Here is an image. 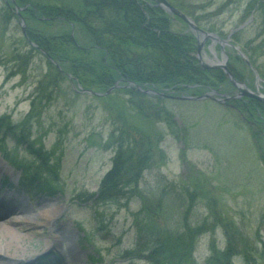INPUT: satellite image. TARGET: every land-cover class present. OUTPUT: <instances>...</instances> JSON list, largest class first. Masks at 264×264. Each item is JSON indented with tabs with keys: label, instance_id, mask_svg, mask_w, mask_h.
<instances>
[{
	"label": "rangeland",
	"instance_id": "rangeland-1",
	"mask_svg": "<svg viewBox=\"0 0 264 264\" xmlns=\"http://www.w3.org/2000/svg\"><path fill=\"white\" fill-rule=\"evenodd\" d=\"M169 1L189 14L199 26L220 34V37H226L228 31L252 14L253 19L247 26L240 28L231 42L243 53L245 44L250 46L255 54L251 53L257 56L264 69V11H257V5L250 8L248 15L245 12L249 10L250 0ZM28 8V1L24 3L22 0H15L13 4L12 0H0V116L6 115L9 123L15 125L16 132L13 136L2 138L0 130V144L15 155L17 163L25 164L26 167L21 166L23 171H34L40 164V159L27 149L28 144L32 143L36 150L41 151V158L42 155L50 158L58 186L55 187L54 194L34 192L30 186L24 192L9 188V192H13L10 194L12 197L7 194V199L12 201L14 198L15 206L21 205L26 214L20 216L23 220L19 219L12 225L19 226L21 231L16 242H8L0 237V260L2 257L12 256L18 258L15 260L16 264H21L24 260L13 255L20 253L25 254L23 258L35 255L28 264H37L42 257L54 263L56 261V264H143L144 261H137L125 254L126 250L135 246L136 228L132 213L140 207L141 199L135 196L129 202L123 199L119 203L98 206L93 198L84 199L85 193L96 192L103 174L112 164L116 144L115 139H109L108 135L119 134L115 131L118 130L119 118L115 115L113 105H123L122 100L127 95L125 91L114 92L118 88L115 86L106 93L112 95L111 98L106 99V94L96 97L75 90L67 75H59L57 80L53 73L47 76L50 69L56 68H50L48 59L37 49L28 57V64L22 75L18 71L21 61L17 53H24L32 47L21 30V19L25 30L29 29L26 19ZM143 10L148 12L146 5ZM170 20V29L180 34L192 33L194 36L190 61L196 70V76H202V70L205 69H217L218 73L221 70L219 67H205L201 60L208 63L216 61L211 51L220 57L219 42H213L209 37L203 41L200 37L198 41L183 20L177 16ZM46 29L61 31L64 25L53 22ZM199 42H202L200 46ZM223 49L235 68L244 64L240 59H235L238 57L235 50L227 46ZM241 69L243 77L235 78L255 89L254 73L249 68ZM258 75L263 78L260 73ZM228 81L230 85L223 87V83ZM121 82L119 80L120 88H133ZM180 82L179 89L176 88L177 85H171L167 89L157 90L162 96L155 98L158 99L155 102L171 114L170 121L173 123L169 124L162 117L159 120L149 118L147 130L161 135L157 137L158 142L153 151L156 150L155 156L159 158L156 148L159 147L165 159L157 162L159 166L152 165L142 171L139 188L151 198L159 196L160 190L166 188L157 221L164 223L168 231L181 230L184 222L181 219L186 206L183 189L198 188L202 191L203 201L195 202L189 216L191 225L199 224L197 221L209 214L205 204L211 206L215 201L214 208L222 221H229L236 226L249 244L250 240L258 238V233L264 238V165L250 130L252 124L256 125V121L248 117L247 110L241 111L237 105L238 99L230 98L219 102L207 97L179 98L183 94L202 96L209 89L230 95L237 93V87L226 75L219 85L207 86L198 93L188 87H199L201 83ZM140 87L142 91L151 89ZM39 91H42V95ZM217 96L223 98L219 94ZM35 99L37 103L33 107ZM259 102L264 105V102ZM137 121L142 120L138 117ZM21 133L25 134L26 140L19 143V138L15 136H20ZM0 152V165L3 167L0 170V186L6 178L17 186L20 168L7 161L4 151ZM6 190L8 189L3 188L2 191ZM41 205L49 210L61 205V209L51 225L31 226L27 223L31 218V211L35 215ZM98 219L100 222L97 223ZM149 222L150 220L147 223ZM62 225L66 226L65 229ZM99 226L103 228L99 230ZM50 228L59 237L61 235L56 246L48 241ZM212 242L219 249L224 248L225 237L221 227L197 236L193 253L195 264L205 263V258L211 253ZM70 246L77 248L78 252L67 251ZM256 246L255 250H260V243L257 242ZM240 253L237 249L229 264H246ZM56 257L60 258V262ZM255 258V264H264V259L259 254Z\"/></svg>",
	"mask_w": 264,
	"mask_h": 264
},
{
	"label": "trees",
	"instance_id": "trees-1",
	"mask_svg": "<svg viewBox=\"0 0 264 264\" xmlns=\"http://www.w3.org/2000/svg\"><path fill=\"white\" fill-rule=\"evenodd\" d=\"M22 1L29 2L26 11L29 26L27 37L45 50L48 66L56 68L50 69L46 75L50 76V73H53L56 80L59 75L66 76V73H70L74 82L98 91L106 90L118 79H121V83L132 80L143 87L155 90L167 89L171 85H177L176 88L179 89L180 81L190 84L201 83L199 87L198 85L188 87L196 93L207 86H217L225 80L224 73L221 70L216 73L217 69H205L202 70V76H196V70L190 61L194 36L192 33L180 34L170 29L168 25L170 18L157 7L146 6L148 12H144L135 0ZM253 5H257V11H264L263 0L248 1L249 9ZM53 22L64 25V29L61 31L46 29ZM245 46L243 49L251 63L264 78V69L258 62L257 56L250 46L246 44ZM31 48L24 53H17L21 61L20 64L18 62L20 65L18 71L22 75L25 73L28 57L36 50L34 47ZM237 58L240 59L239 57L235 59ZM13 61L15 62V57ZM240 61L243 62L241 59ZM244 67L247 69L245 63L231 70L241 78L243 77L241 68ZM226 85L229 86L230 82L223 83V87ZM262 90L264 91V85ZM113 91H125L127 97L122 100L123 105H113L115 115L119 118L118 130L115 131L119 134L108 135L109 139H115L116 144L113 148L112 164L103 174L96 192L85 193L84 199L93 198L97 206L119 203L123 199L129 202L135 196L141 199L140 207L132 213L136 228L135 246L125 251L126 256L144 261L143 264H195L193 253L197 236L221 227L225 237L224 248L219 249L212 242L211 253L205 258L204 264H229L237 249L241 251L240 255L245 259L246 264H255L256 254L264 259V238L256 233L258 238L255 241L250 240L249 244L236 226L229 221L226 223L222 221L214 208L216 202L213 199L211 206L205 204L209 214L197 221L199 224L191 225L190 212L197 200L203 201L201 189H183L186 194V206L181 214V219L184 221L181 230L168 231L164 223L157 221L166 188L161 189V193L155 199L144 193L139 188L138 182L143 170L152 165L159 166L157 162L165 159L159 147H156L159 158L155 156L156 150L153 151L160 134L147 130V125L150 124L149 118L159 120L162 117L170 124L173 123L170 121L171 114L155 102L158 100H155L157 97H151L134 87L119 86ZM39 93L42 95V91ZM106 95V99L112 97L110 94ZM36 103L37 99L33 101V107ZM237 105L241 111L247 110L248 117L256 121V125L252 124L250 130L261 163L264 165V105L252 98L238 99ZM131 116L133 118L130 119ZM138 117L142 121L138 122ZM14 126L9 123L6 115L0 116L2 138L15 135ZM24 135L21 133L15 138H19L20 143L26 140ZM27 149L38 156L40 164L34 171H24V181H35V188L38 190L56 191L58 182L50 158L43 155L41 158V151L36 150L32 143L28 144ZM0 150L4 151L5 156L12 163L26 167L25 164L17 163L15 155L5 150L1 144ZM46 160H49V163ZM149 220L150 222L147 223ZM102 228L103 226H99L100 230ZM257 242L260 243L259 252L255 250Z\"/></svg>",
	"mask_w": 264,
	"mask_h": 264
},
{
	"label": "water",
	"instance_id": "water-1",
	"mask_svg": "<svg viewBox=\"0 0 264 264\" xmlns=\"http://www.w3.org/2000/svg\"><path fill=\"white\" fill-rule=\"evenodd\" d=\"M158 2V4L166 9L167 11H169L170 13L176 14L178 17H180L188 26L189 28L192 30L193 33L195 34H201L202 35V41L205 40L207 37L212 38L214 41L218 40L222 43H229V39H230V34L227 36L226 39H222L220 38L217 34L206 31L204 29H202L200 26H198L195 21L188 15H186L185 13H183L182 11L178 10L177 8L173 7L167 0H156ZM22 25V29L24 30V24L23 21L21 22ZM202 44V42L199 43V46ZM234 48L241 53L237 46H234ZM242 54V53H241ZM244 60L248 63L247 59L244 58ZM202 61V65L205 67H219L222 68L223 71L226 73V75L228 76V78L231 80V82L237 87L238 92L233 94V95H229V94H223L218 92L216 89L210 90L208 92H205L202 96H181L180 98H204V97H209V98H213L215 100H218L220 102L224 101L225 99H230V98H239L241 96H248V97H253L256 98L262 102H264V93L260 92V90L257 88L258 87V83H259V77L256 76V89H251L249 88L244 82H240L238 81L233 74L231 73V71H229V69L226 67L225 61H226V56H223L222 60H216V61H211V62H204ZM138 89L140 88L139 86H136ZM111 88H109L107 91H109ZM81 91L84 92H90V93H94L97 95H100V92L97 91H92V90H88V89H81ZM151 92V91H148ZM221 95L223 96V98H218L215 97V95Z\"/></svg>",
	"mask_w": 264,
	"mask_h": 264
},
{
	"label": "bare ground",
	"instance_id": "bare-ground-1",
	"mask_svg": "<svg viewBox=\"0 0 264 264\" xmlns=\"http://www.w3.org/2000/svg\"><path fill=\"white\" fill-rule=\"evenodd\" d=\"M2 169H3V167L0 165V170H2ZM21 202H22V200H21ZM8 208H9V210L0 211V237H1V239L5 240V241L14 243V242H16V240H18L20 238V236H21L20 232L21 231L19 230L20 227L18 225H17L18 227H12V225H15L16 224L15 220H19V219H15L16 217L8 219L7 218L9 216L8 213H12V212L15 213L14 207H8ZM60 209H61V205H56L53 210H49L48 208L41 205L39 208V211L36 213L35 216H29L31 218L29 220H27L28 221L27 223L31 224V226L49 224L56 217V214L58 213V211H60ZM16 212H17V209H16ZM20 215H23V214H20ZM21 220H23V219H21ZM62 226H64V229H65L66 226L65 225H62ZM62 231H64V230H62ZM54 232H56V231H53L50 229L49 236H47V238H49L48 241L53 246H56L57 244H59L61 235L59 237V235L55 234ZM67 251L74 252V253L78 252L77 248H75L73 246H70ZM19 254L20 253H14L13 255L19 256V258L22 260L32 259L29 257L23 258L22 256L25 254H20V255ZM17 259H16V257H12V256L5 257V258L2 257V259L0 260V264H12L14 262H17V261H15Z\"/></svg>",
	"mask_w": 264,
	"mask_h": 264
},
{
	"label": "flooded vegetation",
	"instance_id": "flooded-vegetation-1",
	"mask_svg": "<svg viewBox=\"0 0 264 264\" xmlns=\"http://www.w3.org/2000/svg\"><path fill=\"white\" fill-rule=\"evenodd\" d=\"M144 2H145V3H144ZM144 2L141 3V2L138 1V5H139L140 8H142L145 4L150 5V4L153 3V1H151V0H144ZM173 5L176 6L174 3H173ZM229 51H230V50H229ZM228 62H229V64H231L230 57L228 58Z\"/></svg>",
	"mask_w": 264,
	"mask_h": 264
}]
</instances>
